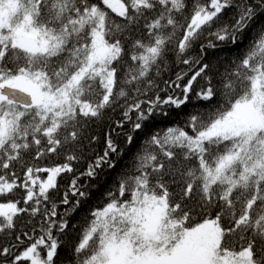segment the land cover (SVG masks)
Wrapping results in <instances>:
<instances>
[{"label": "snow or ice", "instance_id": "snow-or-ice-1", "mask_svg": "<svg viewBox=\"0 0 264 264\" xmlns=\"http://www.w3.org/2000/svg\"><path fill=\"white\" fill-rule=\"evenodd\" d=\"M233 8L229 24L222 14ZM262 17L264 0H0V234L20 218L28 229L0 247V264H54L59 236L74 230L69 217L89 196L77 181L122 154L106 134L103 155L55 201L58 178L83 158L106 110L127 104L110 127L130 122L131 145L150 117L167 115L163 106L186 105L194 84L201 105L142 139L106 203L85 217L68 264H264ZM245 32L246 50L224 72L204 62ZM171 53L188 67L165 83L182 95L128 104L147 96L139 85L151 87Z\"/></svg>", "mask_w": 264, "mask_h": 264}, {"label": "trees", "instance_id": "trees-1", "mask_svg": "<svg viewBox=\"0 0 264 264\" xmlns=\"http://www.w3.org/2000/svg\"><path fill=\"white\" fill-rule=\"evenodd\" d=\"M98 2V0H94ZM101 7H104L101 4ZM107 10V9H106ZM110 15L115 17L114 13ZM235 13V9H228L222 14L224 20L229 24L232 23L231 16ZM264 20V17L261 18ZM260 21H257L259 23ZM210 37H202L199 41L196 42L190 49L189 53L192 56H197L199 54V46L201 43H207V40ZM249 33L245 32L243 43L236 46L231 45L230 43H221L220 47L216 50L209 49L205 53L204 62H211L214 71L224 72L225 67L230 65V62L233 59H239V57L246 50V46L249 43ZM186 54V55H188ZM186 65L180 63L179 58L175 56L174 53L169 54L165 59V62L160 65L159 69L153 70L151 79L153 80V85L149 87L147 84L139 85L142 89L147 91V96L137 95L135 99H129L128 104L135 103L136 99H147L149 97H154L155 94H159L162 98L166 95H182L180 89L169 88L166 85V81H174L176 79L177 73L187 70ZM188 79L184 78V81H181V86ZM201 84L203 82H200ZM158 86V87H157ZM130 87V86H129ZM198 86L193 85V93L189 95V101L186 105L181 106L180 109L174 107H169L167 105L163 106L164 112H167V115H164L162 112H158L150 117L149 122L145 124L141 131L135 132L134 140L131 145L126 143L125 133H128L130 130V122L125 123L122 129H116L112 131L111 127L116 121L122 119V113L127 104L123 101L120 102L122 106H117L114 110H106L105 115L102 119L96 121L89 130L90 136H95L96 139L91 141H85L84 145L81 148V152L77 155L83 156L82 159L73 161V172L62 174V177L58 178V190L53 194V198L59 205L63 194L66 191H69V185L71 180L74 177L80 176L81 173L85 172L88 164L93 161L97 156L103 155V152L106 147V134L111 133V139L118 145V152L122 154H110V158L114 161L115 167L108 168L107 165H104L94 179H89L87 177L81 176L77 181L79 185L84 186L82 190L86 191L89 196L86 200H81L79 208L69 217L70 224L75 225L74 230L68 234L59 236L61 241V247L58 249V255L54 259V264H68V261L72 259L69 255V251L73 248L76 243L80 232L81 227L85 223V217L88 216L89 212L95 207H102L103 203H106L104 193L110 188L115 186L116 181L120 173H122L127 167L132 163V157L134 153L140 148L141 141L154 129L164 128L166 126H173L174 124H181L185 118L186 114L193 111V106L201 105V101L195 96V92L198 91ZM132 96V93H129ZM206 103V102H205ZM133 118H135V113H132ZM57 163H62L63 160L60 159L56 161ZM48 164V160L43 161V166ZM69 201L74 203L77 197L72 196L69 192ZM0 202H5L3 198H0ZM58 207V211H60ZM21 219L16 221L17 228L12 231L10 234L5 232L0 234V247L10 246L15 243V238L18 234H22L23 231H27V228L21 227ZM199 217H196V220L199 221ZM35 223V221H33ZM54 235H57L54 231ZM27 243V241H26ZM20 250H23L22 248ZM21 264H28V262H21Z\"/></svg>", "mask_w": 264, "mask_h": 264}]
</instances>
